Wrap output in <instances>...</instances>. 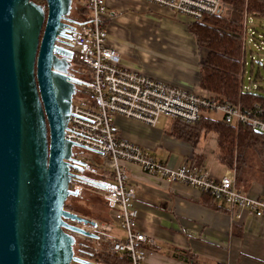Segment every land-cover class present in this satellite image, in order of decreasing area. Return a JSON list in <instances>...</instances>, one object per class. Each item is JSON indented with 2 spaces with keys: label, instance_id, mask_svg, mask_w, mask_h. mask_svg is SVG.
<instances>
[{
  "label": "built area",
  "instance_id": "1",
  "mask_svg": "<svg viewBox=\"0 0 264 264\" xmlns=\"http://www.w3.org/2000/svg\"><path fill=\"white\" fill-rule=\"evenodd\" d=\"M145 1L167 8L172 16L184 17L187 27L193 22H202L204 16L223 10L221 0ZM72 4L78 10L77 16L65 21L67 37L58 36L60 41L56 42L71 53L67 55L70 67L78 65L83 72L80 76L69 73L79 82L72 95L64 137L76 145L72 164L80 166L81 170H72L77 176L71 179L68 189L78 197L84 193L100 196L111 217V222L93 219L95 227L81 226L87 227L94 238L76 236L88 239L98 253L125 254L131 264H146V252L154 247L155 241L137 229L139 211L124 162L136 163L143 171L170 183L179 182L208 193L227 205L231 215L238 220L243 214L264 215V199L238 190L232 169L217 179L187 162L178 167L159 162L138 144L123 139L115 120L116 116L122 115L154 125L160 116H166L193 123L200 118L203 109H207L220 111L226 122L249 123L264 133V120L256 115L262 108L255 105L254 110L243 111L239 105L231 106L225 98L207 90H188L124 67L121 48L109 41L112 16L106 0H72ZM243 26L244 50L247 15L243 16ZM241 85L247 91L254 88L243 80ZM81 151L97 156L99 163L89 164L83 158L79 159Z\"/></svg>",
  "mask_w": 264,
  "mask_h": 264
},
{
  "label": "water",
  "instance_id": "2",
  "mask_svg": "<svg viewBox=\"0 0 264 264\" xmlns=\"http://www.w3.org/2000/svg\"><path fill=\"white\" fill-rule=\"evenodd\" d=\"M45 3L0 0V264H99L74 251L96 222L64 207L81 170L64 137L79 81L56 44L72 0Z\"/></svg>",
  "mask_w": 264,
  "mask_h": 264
},
{
  "label": "crops",
  "instance_id": "3",
  "mask_svg": "<svg viewBox=\"0 0 264 264\" xmlns=\"http://www.w3.org/2000/svg\"><path fill=\"white\" fill-rule=\"evenodd\" d=\"M106 5L112 16L109 41L121 48L124 67L170 85L202 89L199 69L206 49L197 44L184 17L145 0H106ZM164 117L154 125L122 115L115 120L123 139L159 162L172 167L200 162L199 169L217 179L231 172L215 159V134L203 136L195 147L171 133L173 121ZM123 165L135 191L137 229L155 241L146 252V264H264V215L243 214L238 220L223 202L207 201L205 193L193 187L170 183L133 162ZM244 190L264 199V184L258 181ZM98 201V215L87 217L111 222L109 210Z\"/></svg>",
  "mask_w": 264,
  "mask_h": 264
},
{
  "label": "trees",
  "instance_id": "4",
  "mask_svg": "<svg viewBox=\"0 0 264 264\" xmlns=\"http://www.w3.org/2000/svg\"><path fill=\"white\" fill-rule=\"evenodd\" d=\"M32 1L42 5L46 10L45 0ZM221 1L223 4L221 13L204 16L202 22L188 25L189 32L195 37L197 44L206 49L205 59L199 69V87L225 98L231 106L239 105L243 111L254 110L255 105H259L262 111L256 115L264 120V93L261 92L264 90L256 85V81L261 79L259 70L254 77L248 75L247 82L254 85V88L250 91L241 88L246 72L245 50L242 49L241 38L244 27L243 16L264 18V0ZM69 18L76 17L69 15ZM68 71L76 76L83 75L78 65L70 67ZM252 71L251 69V74ZM210 111L203 109L200 118L193 123L172 119L169 130L176 136L192 142L195 147L203 136L209 133L215 134V159L234 171L236 188L245 192L244 189L248 188L251 181L264 184V133L252 128L249 123L235 124L226 122L223 117L213 118L209 114ZM190 164L195 168L202 166V163L196 161ZM205 195L207 201H216L208 193ZM71 197L77 199L83 196ZM98 198L100 203L104 204L102 198L96 195L89 200L92 202L90 204L84 202L67 206L65 201L64 207L85 216H97ZM76 240H80L77 250L74 245L76 254L91 255L101 264H131L125 254L98 253L88 239L76 237Z\"/></svg>",
  "mask_w": 264,
  "mask_h": 264
},
{
  "label": "rangeland",
  "instance_id": "5",
  "mask_svg": "<svg viewBox=\"0 0 264 264\" xmlns=\"http://www.w3.org/2000/svg\"><path fill=\"white\" fill-rule=\"evenodd\" d=\"M77 9L72 4L70 16L76 17L77 16ZM245 59H246V72L243 76V83L247 84L248 75L252 77L256 76L257 71L259 70L261 79L256 81V85L261 87L264 90V18L256 17V16H247V34L245 39ZM261 62V64H259ZM252 63V64H251ZM252 71V74L250 70ZM261 91V90H260ZM264 93V91H261ZM74 98V97H73ZM210 116L213 118H222V113L220 111L211 110ZM164 116H161L160 119L164 120ZM75 152H79L76 150ZM83 158L85 162L92 164V163H99V159L97 156L91 154L88 151H81L79 155V159ZM93 162H92V160ZM82 198H72L71 196L68 197L66 200L67 206H71L74 203H84L88 202L89 204L92 203V195L89 193L82 194ZM97 207H101L99 203H97ZM92 206V204H91ZM117 233V232H116ZM77 237V236H76ZM80 239H83L80 237ZM80 240H76L75 242V250L79 248ZM92 246V245H91Z\"/></svg>",
  "mask_w": 264,
  "mask_h": 264
},
{
  "label": "bare ground",
  "instance_id": "6",
  "mask_svg": "<svg viewBox=\"0 0 264 264\" xmlns=\"http://www.w3.org/2000/svg\"><path fill=\"white\" fill-rule=\"evenodd\" d=\"M83 229L87 230V227H83Z\"/></svg>",
  "mask_w": 264,
  "mask_h": 264
},
{
  "label": "flooded vegetation",
  "instance_id": "7",
  "mask_svg": "<svg viewBox=\"0 0 264 264\" xmlns=\"http://www.w3.org/2000/svg\"><path fill=\"white\" fill-rule=\"evenodd\" d=\"M69 73V72H68Z\"/></svg>",
  "mask_w": 264,
  "mask_h": 264
}]
</instances>
